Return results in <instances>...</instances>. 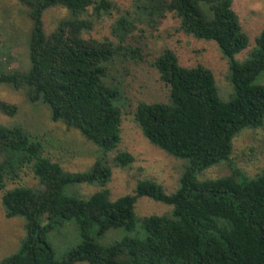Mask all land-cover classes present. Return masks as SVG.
<instances>
[{"label": "trees", "instance_id": "obj_1", "mask_svg": "<svg viewBox=\"0 0 264 264\" xmlns=\"http://www.w3.org/2000/svg\"><path fill=\"white\" fill-rule=\"evenodd\" d=\"M20 2L33 22L31 66L27 72L10 70L0 61V85L24 90L31 103L48 107L54 122L79 131L102 155L86 171L68 172L47 155L39 134L0 123L2 205L6 218L26 223L20 249L0 264H264V168L253 178L233 168L228 176L199 179L203 171L231 162L240 133L264 126V29L239 60L249 38L233 0H131L112 26L115 41L84 37L94 17L117 9L110 0ZM53 7L66 8L70 17L48 34L43 15ZM170 15L177 30L216 43L228 61L232 92L222 100L210 69L184 67L174 51L164 49L152 66L169 89L167 101L140 102L134 120L153 146L188 165L172 193L147 179L139 180L132 194L112 200L106 188L113 175L108 155L122 142L130 67L144 60L142 48L129 40L137 30L158 31ZM0 112L15 117L19 108L0 101ZM134 162L126 151L113 158L124 170ZM26 171L38 180L36 186L7 188ZM81 185L101 189L82 197L73 188ZM142 197L171 210L140 217L136 204ZM65 222H75L81 241L58 259L48 236ZM113 230L126 235L101 244Z\"/></svg>", "mask_w": 264, "mask_h": 264}, {"label": "rangeland", "instance_id": "obj_2", "mask_svg": "<svg viewBox=\"0 0 264 264\" xmlns=\"http://www.w3.org/2000/svg\"><path fill=\"white\" fill-rule=\"evenodd\" d=\"M117 9L100 19L93 18V29L84 34L85 38L99 41L116 39L112 35V26L120 11L130 9L131 0H110ZM232 8L239 17L243 30L248 35L249 47L237 58L244 60L256 45V38L264 29V0H233ZM92 13V11H89ZM70 17L64 7H53L45 11L43 23L46 33H52L59 23ZM179 23L172 15L168 16L159 30L153 34L136 31L130 42L142 48L144 60L131 65L125 84V95L129 100L123 110L121 125L122 142L118 149L108 155L113 175L107 189L111 199L132 194L139 180H153L162 185L168 193L180 186L188 162L168 155L153 146L143 135L134 120L137 105L140 102L162 103L167 101L169 89L160 80V74L152 66L153 61L164 49L174 51L179 63L184 67L203 65L210 69L216 79L220 98L228 100L232 92L227 80L228 61L222 56L215 42L198 40L177 30ZM33 22L29 10L20 0H0V61L8 64L10 70L20 69L27 72L31 61L29 41ZM261 83L264 84V78ZM0 101L15 104L19 112L9 117L0 112V123L8 126L22 125L42 137L47 155L58 162L68 172H84L102 155L97 145L86 140L79 131L68 129L61 122H54L48 107L31 103L24 90H16L8 85H0ZM119 151H126L135 157L130 169L115 167L113 158ZM233 168L239 169L249 178L255 177L264 168V126L259 129L245 130L234 140L231 162H224L203 171L200 180L216 179L231 175ZM36 180L29 171L23 173L19 182L10 183L7 188L18 185L36 186ZM72 188V187H71ZM70 188V189H71ZM79 196H90L101 188L95 185L73 187ZM72 188V189H73ZM70 192V190H68ZM3 191L0 190V262L16 253L25 238V220L17 217L8 219L2 205ZM168 205L142 197L136 204V214L140 217L163 215L170 212ZM123 230H113L100 239L101 244H109L125 236ZM58 259H62L81 238L75 222H65L48 236ZM86 264V263H82Z\"/></svg>", "mask_w": 264, "mask_h": 264}]
</instances>
